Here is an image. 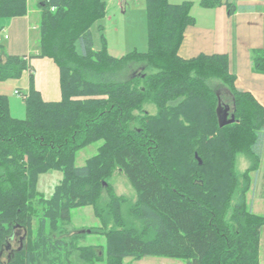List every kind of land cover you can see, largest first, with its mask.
Instances as JSON below:
<instances>
[{
    "label": "trees",
    "instance_id": "16d2710c",
    "mask_svg": "<svg viewBox=\"0 0 264 264\" xmlns=\"http://www.w3.org/2000/svg\"><path fill=\"white\" fill-rule=\"evenodd\" d=\"M38 1L39 52L31 58L56 63L62 100L45 102L26 57L8 55L0 43V63L7 58L0 81L22 79L29 71L31 83L21 93L24 119L12 117L8 97L0 95V256L9 236L25 229L29 248L7 264L49 262L41 259L67 246L48 245L49 227L69 224L74 209L92 207L105 229L106 247H77L83 264H136L146 257L261 264L264 216L252 213L247 194L264 157V107L237 89L227 56H179L186 28L193 24L192 3L147 0L148 52L114 58L106 46L95 49L92 34L106 16L104 0ZM27 14L26 0H0L1 21ZM261 55L254 70L264 74ZM135 67L141 70L129 76ZM211 79L231 94L236 119L231 125L220 127L223 101L207 84ZM147 106L157 112L151 114ZM97 143L96 155L77 167V155ZM239 155L252 161L243 174L237 171ZM52 171L63 178L46 199L38 179ZM117 171L137 195L128 219L123 213L128 199L115 194L110 183Z\"/></svg>",
    "mask_w": 264,
    "mask_h": 264
},
{
    "label": "rangeland",
    "instance_id": "374dc122",
    "mask_svg": "<svg viewBox=\"0 0 264 264\" xmlns=\"http://www.w3.org/2000/svg\"><path fill=\"white\" fill-rule=\"evenodd\" d=\"M104 1L106 3V16L102 20L98 21L92 28L95 49L100 51L106 46L105 49H107V53L114 58H122L133 52H148L149 44L146 16L147 0H127L126 3L121 2L122 0ZM37 16H33L30 20L32 27L36 25V22H38ZM35 17L36 19H33ZM1 26L2 23L0 22V27ZM36 32L33 34L32 39H30V50L34 52L35 45L37 43L36 38H38V34ZM0 37L4 39L3 34H1ZM33 56L34 55H32V57ZM2 59L3 60L0 65H4V63L7 62L6 57H3ZM139 70H141V67H135V69L130 72L129 76L137 73ZM27 76L26 72V75L22 79L6 82L0 81V95L8 97L10 114L12 117L17 119H24L26 117V106L22 97H24L23 95L27 93L26 91H28L25 85L28 78ZM207 84L220 94L223 101L222 109L224 110L226 105L230 107V114H232L233 102L228 88L215 79L207 80ZM17 88L19 95L16 94ZM21 93L23 95H21ZM147 110L151 114H155L157 112L153 106H147ZM99 146L100 143H97L82 150L77 155L76 166H84L90 158L96 155ZM251 166L252 161L250 159H248L245 155H239L237 159V171L239 174L245 173V171ZM62 178L63 174L59 171H52L40 175L37 184L39 193L44 195L46 199H50L55 192V188L60 184ZM251 178L252 187L247 194V203L250 205L253 214L264 216V166L260 167V170L257 173L251 174ZM110 183L115 194L128 199V204L123 208L124 216L128 219V213H130L129 210L137 199L136 192L125 175L120 171L114 173ZM238 198V195L233 198L232 205L237 204ZM103 200L104 202L108 200V196L106 194L104 195ZM95 215V211L92 207L74 209L71 212V221L69 224L60 222L58 227H49L47 238L50 240V244L48 245H53L58 241H62V243H67V246L65 244V247L62 248L63 250H61V252L53 251V254L47 255L48 257H43L41 260L50 261H44L42 264H51L55 259L56 260L53 264H83L78 258L80 251L76 249L77 247H106V237L104 234L105 229H101V223ZM229 217H231V214ZM37 223L38 221L34 227L33 238L37 235V231L39 229V227H37ZM137 227H140L139 223H137ZM91 230H93L94 233L89 234V231ZM27 234L28 233L25 229H16L14 233L9 236L10 238L3 245L4 248L0 256L1 261L4 264H7L8 262L13 263V261L16 260L17 252H21L29 248L30 239H28L29 234ZM79 235H83V237L81 239H77L76 241L73 240L72 244L70 239ZM261 241L260 261L261 264H264V229L262 231ZM98 251L100 250L98 249ZM131 261V259L126 260V263ZM183 263L184 261L182 260L159 257H146L141 261L136 262V264Z\"/></svg>",
    "mask_w": 264,
    "mask_h": 264
},
{
    "label": "crops",
    "instance_id": "0c3cea01",
    "mask_svg": "<svg viewBox=\"0 0 264 264\" xmlns=\"http://www.w3.org/2000/svg\"><path fill=\"white\" fill-rule=\"evenodd\" d=\"M26 1L28 14L25 17L0 20V35H4V39L0 37V43L8 55L26 57L28 65L34 70L35 89L42 99L59 102L62 91L58 66L50 58H31L39 52L38 38L35 52L30 50V39L38 31L42 10L38 0ZM121 2L126 3L127 0ZM187 2L192 3L193 24L186 28L179 56L184 60L200 55L227 56L230 71L236 77L237 89L250 93L264 107V74L254 70L255 60L260 58L259 52L264 59V0H222L223 4L214 8L204 7L202 0ZM228 5H231V10ZM33 16L38 19L34 27L30 23ZM26 72L28 78L25 85L29 91L31 83L29 71Z\"/></svg>",
    "mask_w": 264,
    "mask_h": 264
},
{
    "label": "water",
    "instance_id": "95a60500",
    "mask_svg": "<svg viewBox=\"0 0 264 264\" xmlns=\"http://www.w3.org/2000/svg\"><path fill=\"white\" fill-rule=\"evenodd\" d=\"M230 110L231 109L228 106H225L224 110L222 109V107H220L218 111L220 127H225V126L235 123L236 121L235 114L234 113L230 114L231 113Z\"/></svg>",
    "mask_w": 264,
    "mask_h": 264
},
{
    "label": "built area",
    "instance_id": "2783aa9c",
    "mask_svg": "<svg viewBox=\"0 0 264 264\" xmlns=\"http://www.w3.org/2000/svg\"><path fill=\"white\" fill-rule=\"evenodd\" d=\"M7 38V37H6ZM16 94L19 95V92L16 91Z\"/></svg>",
    "mask_w": 264,
    "mask_h": 264
}]
</instances>
